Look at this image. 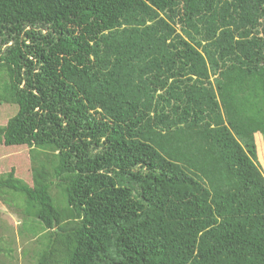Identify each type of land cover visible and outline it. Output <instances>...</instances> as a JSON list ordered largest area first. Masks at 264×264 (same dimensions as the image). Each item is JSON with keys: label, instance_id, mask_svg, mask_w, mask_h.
I'll list each match as a JSON object with an SVG mask.
<instances>
[{"label": "trees", "instance_id": "obj_1", "mask_svg": "<svg viewBox=\"0 0 264 264\" xmlns=\"http://www.w3.org/2000/svg\"><path fill=\"white\" fill-rule=\"evenodd\" d=\"M0 102L35 264H264V0H0Z\"/></svg>", "mask_w": 264, "mask_h": 264}, {"label": "rangeland", "instance_id": "obj_2", "mask_svg": "<svg viewBox=\"0 0 264 264\" xmlns=\"http://www.w3.org/2000/svg\"><path fill=\"white\" fill-rule=\"evenodd\" d=\"M16 110V104L0 102V125H5ZM257 140L254 135L257 159L264 175V155L260 157L258 154L260 145L256 143ZM11 169L14 170L15 176L32 184L28 147L7 146L0 142V174ZM45 232L23 215L11 193L6 201L0 199V264H35L41 247L40 239Z\"/></svg>", "mask_w": 264, "mask_h": 264}, {"label": "crops", "instance_id": "obj_3", "mask_svg": "<svg viewBox=\"0 0 264 264\" xmlns=\"http://www.w3.org/2000/svg\"><path fill=\"white\" fill-rule=\"evenodd\" d=\"M259 135V134H258Z\"/></svg>", "mask_w": 264, "mask_h": 264}]
</instances>
